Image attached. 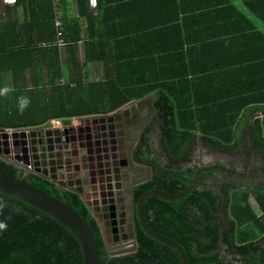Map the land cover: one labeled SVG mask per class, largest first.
Listing matches in <instances>:
<instances>
[{"label": "trees", "instance_id": "16d2710c", "mask_svg": "<svg viewBox=\"0 0 264 264\" xmlns=\"http://www.w3.org/2000/svg\"><path fill=\"white\" fill-rule=\"evenodd\" d=\"M43 1L30 0L29 20L25 26L21 25L37 32L32 40L21 37L15 41V34H11V29L16 27L14 22L0 28V76L14 71L12 64L18 61H24L23 68L31 67L36 58L52 53L55 67L48 71L37 69L38 79L49 76L41 85L48 88V98L28 111L31 124L89 115L157 93L154 105L160 110L162 142L171 160L136 189L135 201L153 191L166 196L183 194L200 169L196 162L192 163V151H189L195 136L199 134L205 146L214 151L234 152L239 148L234 128L241 113L245 115V127L250 123L248 114L264 113L263 63L245 62L240 68L205 70L204 75L193 72V79L189 81L188 57L182 53L183 44L176 58L181 64L179 73H171L167 68L170 75H161L164 68L159 67L158 57L163 54V61L173 64L174 55L157 48L150 53L152 56L142 60L138 53L124 54L121 47L118 50L119 46L122 49L131 46L133 37L109 36L108 40L97 35L100 47L97 59L105 62L104 78L99 82H85L81 67L73 65L75 61L65 69L57 63L53 9L49 5L44 9ZM22 2L17 0L12 7ZM101 22L104 29V20ZM150 36L148 32V37L142 40L156 45L157 39ZM136 39L141 45V39ZM61 77L63 84H57L56 80ZM202 92L210 95L204 98ZM17 95L24 99L28 96L23 91L15 92ZM2 123L0 112V127ZM251 138L253 141L264 139V117L253 121ZM0 173L19 176L15 166L1 158ZM213 173L200 174L192 191L177 201L147 198L142 209L147 226L176 243L183 250L187 264H264V192L252 191L262 210V215L256 216L248 203L249 190H236L216 182L209 185ZM23 181L55 199L67 201L87 222L103 264H179V257L171 248L144 233L137 216L136 249L122 256H107L98 224L77 194L62 191L36 174L23 177ZM222 246H226L225 250ZM82 261L79 243L63 226L34 208L0 194V264H82Z\"/></svg>", "mask_w": 264, "mask_h": 264}, {"label": "crops", "instance_id": "0c3cea01", "mask_svg": "<svg viewBox=\"0 0 264 264\" xmlns=\"http://www.w3.org/2000/svg\"><path fill=\"white\" fill-rule=\"evenodd\" d=\"M29 3L30 0H23L16 7L0 5V28L8 22H14L16 27L11 29V34H15V41L21 37L25 41L32 40L37 35L33 28H21L29 20ZM43 5L44 9H47L46 5L52 7L53 22L55 19L61 21L66 42L71 43L63 49L56 48L57 63L61 69H65L75 61L73 65L81 67L85 82H99L104 78L105 62L97 59L100 54L95 37L97 35L106 36L108 40L109 36L133 37L131 46H123V49L119 46L118 50L121 47L124 54L138 53L142 60L146 56H152L150 53L157 48L174 55L173 64L171 61L164 62L163 54L158 57L159 67L164 68L161 75H170L165 70L167 68L172 70L171 73H179L181 64L176 58L179 57L177 52L183 44L182 53L186 54V59L188 57L189 81L193 79V72L204 75L205 70L240 68L245 62L264 64V0H97L96 6H90L88 0H45ZM101 20H104V29L101 27ZM36 22L35 20L34 23ZM150 26L151 29H148ZM148 32L151 38L157 39L156 45L142 40L148 37ZM136 38L141 39L139 42L143 45H138ZM72 46L75 47L73 50L70 48ZM54 60L52 53H44L33 61L31 67L23 68L24 61H18L12 64L14 71L0 76V112L3 123H10L6 125V129H26L42 125L31 124L28 111L36 109L39 105L37 102L41 103L42 99L48 98V88L41 85L48 81L49 76L38 79L37 69L52 70L55 67ZM148 63L151 64L150 58ZM63 81L64 78L61 77L56 83L63 84ZM18 91L25 92L27 99L21 95L15 97V92ZM208 93L202 92V97H208ZM156 98L157 93H152L125 105L133 104L141 111L150 102L154 104ZM111 109L114 108L107 110ZM248 115L250 121L264 117L262 112ZM7 116H12L10 121ZM85 116L87 115L71 118L81 120ZM59 120L63 126L70 124V118ZM244 120L245 115L241 113L234 128L239 140V148L234 152L208 148L199 134L195 136L191 147L200 156V152L212 155L206 160V169L210 168V172H214L208 184L216 182L233 186L236 190H249L248 203L255 215L260 216L262 210L252 191L264 192V139L253 141L250 136L249 140ZM225 248L226 246H222V250Z\"/></svg>", "mask_w": 264, "mask_h": 264}, {"label": "flooded vegetation", "instance_id": "af4514ba", "mask_svg": "<svg viewBox=\"0 0 264 264\" xmlns=\"http://www.w3.org/2000/svg\"><path fill=\"white\" fill-rule=\"evenodd\" d=\"M159 117L151 102L141 111L133 104L123 105L89 114L75 125L35 126L25 145L22 138L15 140L14 151L25 150L22 156L32 163L33 174L79 196L98 224L106 248L132 244L136 243L134 193L171 160ZM189 151L192 163L207 168L206 159L192 147ZM103 177L115 180L117 189L110 197L101 184Z\"/></svg>", "mask_w": 264, "mask_h": 264}, {"label": "water", "instance_id": "95a60500", "mask_svg": "<svg viewBox=\"0 0 264 264\" xmlns=\"http://www.w3.org/2000/svg\"><path fill=\"white\" fill-rule=\"evenodd\" d=\"M253 120L254 119H251L248 127L249 140L251 136L250 132H251V126L253 124ZM34 129L35 127H28L26 129L18 128V129H10V130H5V129L2 130L0 128V147H4V154L9 155V153L14 152V155L15 156L17 155L18 157L17 160L20 159L27 160L24 156L19 155L22 154L25 150H22V153L14 151L17 148V142H15V140L17 138H22L21 143L25 145L27 143V138L29 137V135L33 137ZM6 131H11V135L9 136ZM45 135L49 136L50 134L49 132H47ZM251 150L252 149H250V151ZM0 158L2 159L1 156ZM216 168L220 169V167H216ZM210 171H211L210 168L206 169L200 167V169L194 175L193 179L188 182V187L183 194L177 196H166L162 193L153 191V192L145 193L135 203L136 211H137V219L144 233L151 239L171 248L178 255L179 264H187L183 250L176 243L156 234L147 226L143 217V211H142L143 204L145 200L149 197H157L159 199L168 202H173L182 199L192 191L199 175ZM101 184H104L106 191H108L109 197L110 194L113 193L112 191L117 189L115 180L108 179V177L107 178L103 177ZM0 194L15 199L31 208H34L35 210L50 217L51 219L59 223L61 226H63L79 243L83 255L82 264H103L100 259V255L97 249L95 239L87 225V222H85L68 205L66 200L60 201L58 199L49 196L45 192L35 187H32L31 185L23 181V177L21 175H19L18 177H11L3 173H0ZM106 249H107L106 255L109 257L122 256L133 252L136 249V243H132L131 246H128V244H124L116 250L115 249L113 250L112 248H106Z\"/></svg>", "mask_w": 264, "mask_h": 264}, {"label": "built area", "instance_id": "2783aa9c", "mask_svg": "<svg viewBox=\"0 0 264 264\" xmlns=\"http://www.w3.org/2000/svg\"><path fill=\"white\" fill-rule=\"evenodd\" d=\"M17 2V0H0V5L1 6H12V5H15ZM90 6H96V2L97 0H88ZM54 27L56 29V38H55V41H54V46L57 48V49H63L67 42H66V39H65V36H64V33H63V29H62V23L59 19H55L54 20ZM80 120L78 118H70V124H76L77 122H79ZM64 127L60 120L59 119H52V120H49L47 121L45 124H44V128H50V129H58V128H62ZM4 130V129H2ZM5 130H10V129H5ZM8 133V135L10 136L11 135V131H6ZM0 154L2 157V159H5L6 162L10 163V164H13L15 166V168L18 170L19 172V175H21L22 177H25V176H29L31 174H33V165L32 163L29 161V160H24V159H20V160H17V159H14V161H12L10 158H6L5 154H4V148L3 147H0ZM12 150V149H11ZM11 155H13L12 157H15V155L11 152L9 154V156L11 157ZM22 156V154H19Z\"/></svg>", "mask_w": 264, "mask_h": 264}, {"label": "rangeland", "instance_id": "374dc122", "mask_svg": "<svg viewBox=\"0 0 264 264\" xmlns=\"http://www.w3.org/2000/svg\"><path fill=\"white\" fill-rule=\"evenodd\" d=\"M11 118H12V116H7V120L8 121H10L11 120ZM10 123H2L1 125V129H5V128H7L8 126H6V125H9ZM4 148V147H3ZM200 153H202L201 154V156H202V158H204L205 157V159L206 160H209L210 158H211V156L212 155H208L207 153H204V152H200ZM10 154V153H9ZM218 154V153H217ZM6 156V158H10L12 161H14V159H17L18 157H17V155L15 156V157H12L13 155H11V157L9 156V155H5ZM218 159H221L220 157L218 158ZM224 159V158H223ZM120 246L121 245H110L109 246V248H112L113 250L115 249H118V248H120ZM128 246H131V244H128Z\"/></svg>", "mask_w": 264, "mask_h": 264}]
</instances>
